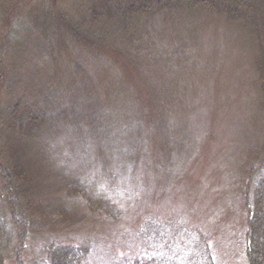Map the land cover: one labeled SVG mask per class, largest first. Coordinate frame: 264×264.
Wrapping results in <instances>:
<instances>
[{
    "label": "rangeland",
    "instance_id": "374dc122",
    "mask_svg": "<svg viewBox=\"0 0 264 264\" xmlns=\"http://www.w3.org/2000/svg\"><path fill=\"white\" fill-rule=\"evenodd\" d=\"M72 7L88 13L83 0H0V108L56 89L91 119L6 124L1 264H49L54 246L82 248L81 264H246V200L264 177V12L256 25L163 12L117 42L123 53L96 57L71 55L65 20L41 17ZM1 170L34 225L25 244Z\"/></svg>",
    "mask_w": 264,
    "mask_h": 264
},
{
    "label": "trees",
    "instance_id": "16d2710c",
    "mask_svg": "<svg viewBox=\"0 0 264 264\" xmlns=\"http://www.w3.org/2000/svg\"><path fill=\"white\" fill-rule=\"evenodd\" d=\"M83 7H89L85 8V10L88 9L86 16H79L77 8L72 7L71 14H66L67 16L63 14L59 15L53 11L51 12L49 9V11L42 10L44 15L41 17L50 20L51 23H54L53 21L57 17L56 15H58L63 22L65 20L66 23L64 22V24L66 25L67 36L65 40L66 45L65 43L64 45L66 51L67 47L71 50V55H74L75 50L79 49L82 54L90 53L96 57H103L105 53L102 51L103 47L110 48L112 45H115L113 50L116 49L118 45L116 53H123L125 50L121 49L120 44L117 42L124 39L126 43H131L133 38L143 37L145 34H138L141 30H145V28H142V25H146V30L148 32V29H150L151 25L154 24L159 15L163 12L173 13L183 10L190 12L187 14L198 12L200 15H203L202 12H204L212 17L219 16L225 19L227 24L242 19L243 22H246L245 20H249V23L253 21L254 25H256V20L252 19L251 14H255L258 10L264 12V7L262 3H260V0H83ZM257 21L264 22V19L260 17ZM9 29L10 28H8V32ZM52 29L55 31L54 28ZM9 33L14 36V32L10 31ZM53 33H56V31ZM9 39L10 35H8V40ZM66 51H63L62 54L70 56V53ZM88 57L89 56H86L85 58ZM81 62L82 58L80 57V63ZM77 64L79 63L77 62ZM72 67L73 68L70 69L71 72L65 74V78L68 74L69 77H72V75L75 76L72 72H75L77 68L74 66ZM59 74L63 75L61 72ZM46 88H51V85ZM52 91H54V93L51 94L48 99L41 100V102L36 101L34 104H29L28 106H21L18 104L12 106V108H0V151L3 149V139L7 132V126L11 125L8 127L10 131H12L11 129L16 127L12 126L15 122L26 126L41 125L52 119L54 115L56 118L70 117L75 118L77 121L91 120L89 117L85 116L84 110L76 111L74 109H66L62 104L61 98L55 93L58 92V90L54 89ZM82 103L86 106L88 101L83 99ZM99 121L100 119L96 118L95 121L91 122L94 126L90 125L96 127L95 131L99 132L102 137H108V139L103 140V143L108 146L109 143L115 139L110 136L111 133L109 129H103L98 126ZM112 147L116 149L117 144L112 145ZM3 152L4 150L2 153ZM124 156L125 158H129L126 155ZM11 159L19 162L16 155L11 157ZM124 160L127 164L132 162V160L129 161V159ZM261 166L263 168L264 164ZM1 171L3 173L6 192L10 193L9 197H12L16 187L15 181L12 179H18L11 175L9 170ZM22 176L25 177L21 173V177ZM18 187L19 185H17L16 188ZM21 190L22 187L20 186V191ZM255 190V194L251 197L252 199L248 197L246 200V209L248 213L246 264H264V177L258 183ZM8 201L12 211V220L20 229V244H25L28 235L35 232L33 229L34 225H32L31 222V216L28 211L25 212L23 204L21 201L19 203L16 194ZM83 253L84 250L82 248L54 246L51 249V261L49 264H81L85 255H83ZM18 264H20V261Z\"/></svg>",
    "mask_w": 264,
    "mask_h": 264
}]
</instances>
